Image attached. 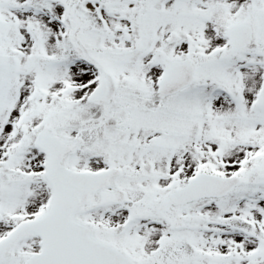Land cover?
<instances>
[{
  "label": "snow or ice",
  "instance_id": "obj_1",
  "mask_svg": "<svg viewBox=\"0 0 264 264\" xmlns=\"http://www.w3.org/2000/svg\"><path fill=\"white\" fill-rule=\"evenodd\" d=\"M0 264H264V0H0Z\"/></svg>",
  "mask_w": 264,
  "mask_h": 264
}]
</instances>
